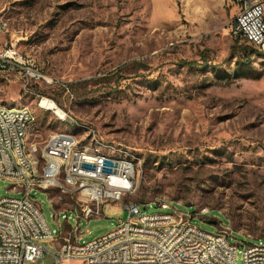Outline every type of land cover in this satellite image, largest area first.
<instances>
[{"label":"rangeland","instance_id":"1","mask_svg":"<svg viewBox=\"0 0 264 264\" xmlns=\"http://www.w3.org/2000/svg\"><path fill=\"white\" fill-rule=\"evenodd\" d=\"M0 11L11 22L0 47L13 40L35 57L55 80L45 92L68 114L0 78V99L36 117L28 143L43 148L56 131L96 133L139 156L135 191L82 217L84 241L127 220L129 200L154 201L148 213H195L199 227L228 226L236 242L264 238V50L232 32L227 0H0ZM11 187L0 178V197L23 195ZM60 194L53 190L55 204L33 190L51 229L75 227L73 208L58 215L71 202ZM236 260L243 264V243Z\"/></svg>","mask_w":264,"mask_h":264},{"label":"built area","instance_id":"2","mask_svg":"<svg viewBox=\"0 0 264 264\" xmlns=\"http://www.w3.org/2000/svg\"><path fill=\"white\" fill-rule=\"evenodd\" d=\"M228 3L234 8L231 30L235 36L249 32L250 43L264 46V0H228ZM10 29V18L2 17L0 11V35ZM0 78L20 82L23 91L35 89L40 93V102L53 99L44 89L55 84L54 78L35 57L22 52L16 41L0 47ZM28 120L27 111L4 110L0 101V178L10 180L13 191L23 192L22 196L0 197V264H45L38 260L46 253L54 258L53 264H71L74 260L84 264H167V259H175V264H198L197 255L202 251H209L205 264H237L240 243H243V264H264L263 237H259L257 246H245V241L231 239L232 230L228 226L217 231L202 229L193 222L195 214L177 207L152 213V219H145V207L154 201H127L125 207L130 212L127 220H120L111 231L84 241L81 218L90 221L103 214L106 202L123 201L129 194H124V187L118 185V177H127L128 187H132V175L138 173H133L130 164L73 153L70 179L75 180L74 170H81L91 175H110V182L77 180L78 190L58 186L55 166L60 153L70 151L71 143H88L85 134L82 140H75L51 133L48 148H41L39 143L27 144ZM11 159L22 160L23 169L11 167ZM42 166H50L49 176H40ZM34 189L46 191L55 204L54 189L61 192L57 197H69L70 206L59 207L58 215L73 208L79 224L74 227L69 223L63 228L59 222L58 229H51L42 203L33 195ZM80 193L95 194L96 202H78ZM157 204L171 208L166 200ZM171 237L179 238V246L174 254H164ZM134 242H141L140 252H133Z\"/></svg>","mask_w":264,"mask_h":264},{"label":"bare ground","instance_id":"3","mask_svg":"<svg viewBox=\"0 0 264 264\" xmlns=\"http://www.w3.org/2000/svg\"><path fill=\"white\" fill-rule=\"evenodd\" d=\"M228 1V0H227ZM2 17L5 15L2 14ZM240 37L249 41V32H241ZM261 50H264V46L258 47ZM28 54V53H26ZM24 91L27 94H32L37 98H40V93L33 90V88H26ZM2 109L8 110L11 112L18 111H27L28 114V123H27V144L29 132L35 124L36 117L33 111L27 105H7L1 99ZM42 107L47 109H52L58 113L61 117L66 118L67 112L62 109L55 100L48 99L44 102L39 103ZM47 105V107L44 106ZM54 134L61 135L64 138L82 140L72 131H56ZM51 142V136L46 141L43 148H48V144ZM88 143H71L70 151L66 153H60V159L58 164L55 166V174L57 175V185L63 186L68 190H78V182L87 181L89 183L97 182H110V175H91L89 171L74 170V179H70V172L72 171L73 164V153H82L90 158L108 159L111 161H116V163H126L133 165V173H138L141 162L138 154L132 149V147L126 146L120 142L108 141L102 137H99L94 133ZM91 144V145H90ZM11 167L14 169H23V162L20 159H11ZM50 166H42L40 169V176H49ZM138 174L132 175V187H128V178L127 177H118V185L124 187V194H132L136 188ZM63 199V197H62ZM161 201V200H160ZM78 202H96V195L93 193H80L78 195ZM195 214V213H191ZM145 219H152V213H148L145 209ZM264 244V238H263ZM179 246V238L171 237L169 243L164 247V254H174L175 249ZM245 246H257V243L245 242ZM141 251V242H134L133 252ZM207 258H209V251H202L197 255V263L205 264L207 263ZM167 264H175V259H167Z\"/></svg>","mask_w":264,"mask_h":264},{"label":"trees","instance_id":"4","mask_svg":"<svg viewBox=\"0 0 264 264\" xmlns=\"http://www.w3.org/2000/svg\"><path fill=\"white\" fill-rule=\"evenodd\" d=\"M242 38V37H241ZM242 39H244V38H242ZM245 41H247L251 46H253L254 48H257V49H259L258 47H256L255 45H253L252 43H250L248 40H246V39H244Z\"/></svg>","mask_w":264,"mask_h":264},{"label":"water","instance_id":"5","mask_svg":"<svg viewBox=\"0 0 264 264\" xmlns=\"http://www.w3.org/2000/svg\"><path fill=\"white\" fill-rule=\"evenodd\" d=\"M149 208V206H146L145 207V209H148ZM208 222H210V223H217L215 220H209Z\"/></svg>","mask_w":264,"mask_h":264},{"label":"crops","instance_id":"6","mask_svg":"<svg viewBox=\"0 0 264 264\" xmlns=\"http://www.w3.org/2000/svg\"><path fill=\"white\" fill-rule=\"evenodd\" d=\"M234 9V8H233Z\"/></svg>","mask_w":264,"mask_h":264}]
</instances>
